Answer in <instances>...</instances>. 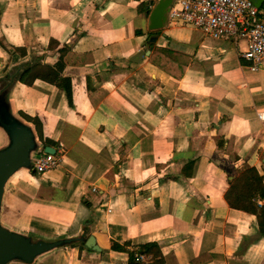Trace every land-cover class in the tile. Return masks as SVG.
<instances>
[{"label": "crops", "instance_id": "1", "mask_svg": "<svg viewBox=\"0 0 264 264\" xmlns=\"http://www.w3.org/2000/svg\"><path fill=\"white\" fill-rule=\"evenodd\" d=\"M155 1L0 0V71L34 60L62 85L18 88L21 115L61 164L15 176L3 214L100 249L35 264H126L113 242L155 243L162 264H264L255 216L224 197L244 164L264 178V67L249 69L244 40L178 22L148 30Z\"/></svg>", "mask_w": 264, "mask_h": 264}, {"label": "water", "instance_id": "2", "mask_svg": "<svg viewBox=\"0 0 264 264\" xmlns=\"http://www.w3.org/2000/svg\"><path fill=\"white\" fill-rule=\"evenodd\" d=\"M175 0H156L147 18L148 30H160L168 24L169 10ZM260 8L264 0H251ZM69 46L60 44V49ZM149 50L141 49L131 56L130 61L138 63ZM34 60L17 62L10 60L0 71V264H35L42 258L61 248L83 243L91 251H99L94 238L83 234L75 236L58 235L52 238L32 235L5 224L3 199L9 182L21 173L35 175L32 164L42 152L54 154L50 146H43L35 125L25 119L17 103V92L22 75L32 66Z\"/></svg>", "mask_w": 264, "mask_h": 264}, {"label": "built area", "instance_id": "3", "mask_svg": "<svg viewBox=\"0 0 264 264\" xmlns=\"http://www.w3.org/2000/svg\"><path fill=\"white\" fill-rule=\"evenodd\" d=\"M180 23L199 29L212 39L237 40L244 38L246 49L242 57L249 69L257 71L264 67V20L251 0H175L168 23ZM260 120L264 114L257 112ZM61 157L40 153L33 161L35 174L58 168Z\"/></svg>", "mask_w": 264, "mask_h": 264}, {"label": "trees", "instance_id": "4", "mask_svg": "<svg viewBox=\"0 0 264 264\" xmlns=\"http://www.w3.org/2000/svg\"><path fill=\"white\" fill-rule=\"evenodd\" d=\"M142 5V4H141ZM141 6L138 9L141 10ZM147 12L148 8H143ZM139 33V32H138ZM158 50L150 57L154 61ZM53 73V72H52ZM41 75L39 65L30 67L21 77V83L29 85L32 80L40 78L56 87H62L60 79L55 74L43 71ZM229 187L224 194L225 200L233 209L244 211L255 216L257 231L264 236V185L263 176L259 175L254 166L244 164L241 169L231 176ZM112 252L124 253L126 264H162L160 250L155 243H147L130 247L128 244L113 242L110 247Z\"/></svg>", "mask_w": 264, "mask_h": 264}, {"label": "rangeland", "instance_id": "5", "mask_svg": "<svg viewBox=\"0 0 264 264\" xmlns=\"http://www.w3.org/2000/svg\"><path fill=\"white\" fill-rule=\"evenodd\" d=\"M240 40H244V38H239ZM24 217L20 218V219H17L14 218L13 222L10 220V219H6V221H3L5 222V224H7L8 226L12 227V228H16L20 231H23L25 233H29V234H32V235H41V236H44V237H54V236H58V235H61V234H54L55 232L53 233H49L50 230H49V226H46V225H41V226H32V225H27L26 223H24V220H23Z\"/></svg>", "mask_w": 264, "mask_h": 264}, {"label": "bare ground", "instance_id": "6", "mask_svg": "<svg viewBox=\"0 0 264 264\" xmlns=\"http://www.w3.org/2000/svg\"><path fill=\"white\" fill-rule=\"evenodd\" d=\"M4 221H6V217L3 215Z\"/></svg>", "mask_w": 264, "mask_h": 264}]
</instances>
